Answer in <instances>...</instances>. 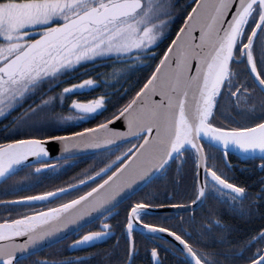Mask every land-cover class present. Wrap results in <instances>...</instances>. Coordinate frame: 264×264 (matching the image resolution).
I'll use <instances>...</instances> for the list:
<instances>
[{
  "label": "snow or ice",
  "instance_id": "snow-or-ice-1",
  "mask_svg": "<svg viewBox=\"0 0 264 264\" xmlns=\"http://www.w3.org/2000/svg\"><path fill=\"white\" fill-rule=\"evenodd\" d=\"M193 4L151 75L117 109L118 114L80 132L44 138L33 135L0 143V183H3L30 166V158H36L35 163L42 165L35 173L55 170L56 165L46 162L50 159L47 145L52 142L59 143L67 152L81 146L100 149L119 147L132 139L138 141L94 175L83 173L85 179L78 184L2 202L5 208L47 205L95 184L54 207L0 222V264H24L27 256L47 238L69 225L84 227L100 217L104 221L100 230L87 231L71 247L105 241L120 228L125 259L119 258L117 240L112 252L106 254V264H135L137 226L154 240L160 238L157 233L174 237L183 245L182 251L189 258L187 264H235L230 238L233 229L219 219L202 223L198 232L207 242L206 247L215 249L210 252L194 249L182 235L168 227L145 222L152 207L147 199L129 203L123 222L116 225L106 222L119 215L113 210L125 196L130 198L138 182L146 183L158 173L163 174L171 160L189 149L194 153L197 169L193 205L213 197L241 217L251 216L258 201V206L264 207V180L260 182L259 192L253 195L248 187L230 182L224 172L209 164L214 157L207 151H221L225 167L229 168L226 158L233 148L252 156L259 152L260 159L264 160V117L261 122L251 124H215L219 99L225 91L235 98L237 108L241 103L256 101L255 88L250 91L247 81L235 79L238 74L233 73V64L246 62L259 89V106L264 112V0H193ZM172 10L171 0H0V117L32 97L37 99L19 119L36 131L62 127L69 122L82 123L102 115L112 102L107 94L84 101L73 100L69 115L57 111L58 101L64 96L96 86L91 78L65 87L61 93H49L60 87L61 77L97 60L116 58L132 66L153 60V49L169 38L166 30L174 20ZM118 120H123L125 131L112 127ZM205 140L207 145L202 143ZM201 166L204 177L197 183ZM259 167L264 170V163ZM98 180L102 182L97 183ZM13 190L20 188L14 186ZM191 219L194 221L195 216ZM257 244H264V230L245 242L246 247ZM150 257L155 264H162L157 247L151 249ZM248 262L264 264V247H257ZM37 264H85V258Z\"/></svg>",
  "mask_w": 264,
  "mask_h": 264
},
{
  "label": "trees",
  "instance_id": "trees-1",
  "mask_svg": "<svg viewBox=\"0 0 264 264\" xmlns=\"http://www.w3.org/2000/svg\"><path fill=\"white\" fill-rule=\"evenodd\" d=\"M192 5L193 0H174L172 10L174 20L169 26V38L160 43L159 47L153 49V52L155 53V58L153 60H146L142 63H137L134 66L124 65L120 63L116 58L97 60L95 63L86 64L83 67H80L76 72L68 73L64 77L60 78V81H58L60 83V87L55 88L54 92H50L51 95L61 93L63 88L70 87L72 84H79L85 79L91 78L96 81V86L91 89L83 90L85 94L80 95L82 96L83 100L88 98H96L102 94H107V97L110 98L112 102L106 106L108 110L105 111L98 120H95V122L91 121L90 123H88V125H79L77 123H73L71 125L62 126L60 127L62 129L60 131H57L58 133H50V130L57 129V127H49V130L48 128H46L42 131H35L30 133H18L14 132L13 130H0V143H9L16 139L30 138L33 135L37 138H44L48 135L70 134L71 132H77L85 128L95 126L97 123L105 120L106 118H111L114 113L117 114V109L123 104L127 103L128 100H130L135 95V93L139 91V89L143 86L148 76L151 75V72L154 70L155 65L159 62V59L162 57L163 52L167 49V46L171 43V39L175 36V32L178 31L181 27L184 18L186 17L187 12L191 9ZM47 87L48 85L44 86L45 89H47ZM70 98L71 96L68 94L63 97L62 101H65L68 104ZM32 102L33 101H28L25 104L24 109H27L29 105L32 104ZM66 103L65 105L67 106ZM63 105L64 104L61 103V101H58L57 111H61ZM3 122L5 123V120L1 121V123ZM2 125L3 124H0V127ZM13 127L14 126L11 125L10 128ZM119 151L120 150L114 148L80 158L61 160L56 163H62L64 164V167L58 166L60 167L59 169L58 167H56L55 170L45 171L40 175L48 176L51 173L54 179V184H59L60 181L63 180H65L64 184H66L67 179L72 182V178L76 177L77 175H79V177H84L83 173H85L86 171L88 172V174H92L93 172L97 171L99 168L113 160V157H115ZM184 154L194 155L192 151H186L184 152ZM77 161L80 162L78 163ZM76 162L77 164H75ZM25 170L19 172L11 179L5 181L0 185V222L8 219L9 217L13 219L19 218L20 215L25 214V212L19 214L21 213V211H23V209L29 210L31 208L25 206H13L5 208L2 204V202L4 201H13L22 197L23 195H26L21 191L9 192L8 190H5L6 186L14 184L13 182H17L20 178H22V173L25 172ZM57 170H60V172H58ZM161 177H163L162 174L158 175V178ZM185 177L188 178L187 176ZM241 181L242 183L248 185L250 184V179L248 181L242 178ZM150 184H148L141 191L118 206L116 212H118L119 215H114V218L111 221H114L115 223L123 222L125 216V208L129 203L144 199L151 200L152 195L149 190ZM185 185H187V182L185 183ZM210 200L213 202H210L203 212L201 211L198 215L195 216V220L192 224H190L189 222L186 223L189 226L187 228L194 234L193 237L189 238V241L191 242V244L200 246L203 250H206L208 252L214 251L215 249L213 247H206L207 242L200 238L198 232L200 231V225L202 223H208L210 220L219 219L221 223L228 224L229 226L231 224L234 227L232 237L230 238L233 239L232 255L235 259V264H242V262H247L248 257H250L256 251L257 247H264V244H257L251 247L245 246V242L247 240H249L252 236L256 235L261 230H264V207H259L258 205L260 202L258 201L256 210L251 216H248V221L244 222L242 220L243 218L226 212L222 205L225 206L229 211H231L228 208L227 204L218 202L213 197H211ZM203 204L204 202L198 208L190 211V213L196 212L197 210L199 211L202 208ZM38 206L42 205L36 204L32 207L38 208ZM232 219H234V221H232ZM147 220L148 217L146 216L145 221ZM87 227L81 229L79 233L81 232L83 234L93 229L92 227L91 229H87ZM118 231L121 234L120 237H113L101 244H97L90 248L80 250H71L69 248L70 243L74 239H76L75 234H73L68 238L62 240L61 242L56 243L46 249L39 251L34 255L27 257L24 260V264H37V262L40 261H59L70 258L74 259L76 257L85 258V264H106V254L112 252L113 246L117 243V240H119L120 243V248L117 250L119 253V258L121 260H124V237L122 235V229L118 228ZM134 237L136 249L138 250V253L134 257L135 264H151L147 249L149 245L146 237L140 234H135ZM241 249L245 250L244 256H238L236 254ZM175 260L176 259L170 255L166 256V262H164V264H181V262L177 263Z\"/></svg>",
  "mask_w": 264,
  "mask_h": 264
},
{
  "label": "flooded vegetation",
  "instance_id": "flooded-vegetation-1",
  "mask_svg": "<svg viewBox=\"0 0 264 264\" xmlns=\"http://www.w3.org/2000/svg\"><path fill=\"white\" fill-rule=\"evenodd\" d=\"M259 69H260V65L258 64V70ZM232 71L233 73L238 74L235 77L236 80H238L239 82L247 81V83L251 85V88L249 89L250 91L252 90V88H255L256 101L254 103H249V104L241 103L240 107L237 108L235 98L231 97L227 93V91H225L223 93L222 98L219 99V105H218L219 111L216 113V116H215V124L224 125V126H235L236 123L251 124L253 122H261L262 117H264V112H262L259 106L260 93H259V89L256 88L255 83H253V77L249 74V68L246 62L239 63V64H233ZM233 91H235V88L233 89ZM80 94H85V92L83 90H80L76 92L75 94H69L71 98L68 104L65 101H61V103L64 104L63 108H61V111H63L65 115L70 114L69 108L73 100L84 101ZM49 95H51V93H49ZM31 99L36 100L37 97H32ZM31 99L24 102L21 106H17L16 110L11 111L9 114H6L3 117H0V124H3L0 127V130L8 131V130H13V129L21 127L23 124L20 122L19 118L21 117L22 113L26 110L24 109L25 104L28 101H33ZM241 99L243 100V97ZM65 103L67 104V106L65 105ZM100 116L101 115L97 116L95 119L88 120L82 123L69 122V124L67 125H71L73 123H77L79 125L81 124L88 125V123H90L91 121L95 122V120H98ZM4 120H5V123L4 122L1 123V121H4ZM11 125H13L14 127L10 128ZM67 125H64V126H67ZM61 129L62 128L57 127V129L50 130V133L51 132L58 133L57 131H60ZM137 143L138 141H134L128 145L120 146L119 148L117 147L116 149L120 151L116 154L115 157H113V160H111L109 163L105 164L101 168H104L106 165L111 164L112 161H115L117 156H120L122 152L126 151L128 148L132 147L133 144H137ZM207 151L211 152L214 157L213 159H210L208 163L211 165H214L216 170H218L219 172H224L230 178V182H234L238 186L248 187L250 193H252L253 195L259 192V189L261 187L260 182L261 180H264V170H262L259 167V165L261 163H264V160H261L260 157L240 156L237 154L229 153L228 157L226 158L227 163L230 166L229 168V167H225V158L223 157V153L221 151L217 149H207ZM193 157L194 155L183 153L181 157H177L174 161H172L168 165L166 169L167 171H165L162 174L163 177L161 178L157 177L153 179L149 187V190L152 195L151 200H149L152 203L151 208L173 207V205H177L178 207H184V206L192 204V201L196 198V191L193 188V183H194V178L197 177V169L194 166ZM77 162L75 164H77ZM48 164H54L57 167L58 166L64 167V164L62 163L59 164V163L49 162ZM40 167H42L41 164L28 167L26 168V170L24 169L25 172L22 173L23 177L20 178L17 182H13L14 184L6 186L5 190H8L9 192L15 191L13 190V188L14 186H16L20 188L19 191L24 192L26 195H37V194H40L46 191H54L56 188L67 187L69 184H78L79 180L85 179V176L79 177V175H77L76 177L72 178V182H70V180L67 179L66 184H64L65 180L60 181L61 184L60 183L54 184V179L51 173L48 176L40 175L43 172L35 173V169L40 168ZM59 168L60 167H58V169ZM101 168H99L95 172H98ZM112 170L114 171L115 168H113ZM57 171L60 172V170H57ZM95 172H93L92 174H88V175L90 176L94 175ZM108 174L110 175L111 172H109ZM185 176H187L188 178H186ZM104 178L106 179L107 177L105 176ZM242 178L248 181L250 179V184L248 185V184L242 183L241 181ZM99 182H102V181L98 180L97 183ZM186 182H187V185H185ZM197 183H198V179H197ZM94 186L95 184L93 183V184L88 185L87 187H82L79 190V193L73 192L71 195L62 197L60 200L53 201L51 204H48V205L38 206V208L31 207L29 210L23 209V211H21V213L19 214H22L24 212L27 214H31L33 210H39V209L46 208V207H54L61 202H66L67 200L74 198L78 194H82L84 191L90 190V187H94ZM26 195H23V196H26ZM210 198L211 197L204 200V204L202 205V208L199 211L197 210L198 211V212L196 211L197 213L196 212L190 213V211L164 212V213H150L149 212L147 214L148 220L145 222L151 223L158 227H168L170 231H175L178 235H182L183 238L191 244V242L189 241V238L193 237L194 234L187 228L189 226L186 223L189 222L190 224H192L194 222L191 219L192 215L196 216L201 211L203 212L207 208L209 203L213 202L210 200ZM245 203L248 204L249 201H245ZM222 207L229 214L232 213L233 215L237 217H241L229 211L225 206L222 205ZM115 213H116V210H115ZM241 218H243L242 220L244 222L248 221V216H244ZM111 220L113 219H108L106 222L111 225L117 224L114 221L112 222ZM232 221H234V219H232ZM102 222H104L103 218L98 219L95 223L91 224L92 226L90 225L93 229L89 231H99L100 225ZM90 226H88L87 229H91ZM230 227L232 229L234 228L231 224H230ZM185 232L190 233L191 235L190 236L185 235L184 234ZM80 233L79 232L75 233L76 239H74L70 243V245H72L73 242L75 240H78L82 235L86 234V232L83 234L81 233V235ZM118 233H119L118 228H116L115 235L113 237L114 238L120 237L121 234L120 233L118 234ZM135 234H138V233L135 232L134 235ZM109 239L111 238H108L106 240H109ZM146 239L149 245L147 249H148L149 260L151 264L153 263L151 261L150 252L153 247L158 248L159 259L162 261V264L166 262V256H169V255L175 258L176 259L175 261L177 263L181 262V264H187V258L185 257V255L182 253L180 249H178L170 241L164 238H161V237L159 239L154 240L152 238V235H148ZM161 245H163V247H160ZM191 245L193 246L194 249L208 252L206 250H203L200 246H197L194 244H191ZM236 254L238 256H244L245 250L241 249ZM242 264H249V262L248 261L245 263L242 262Z\"/></svg>",
  "mask_w": 264,
  "mask_h": 264
},
{
  "label": "water",
  "instance_id": "water-1",
  "mask_svg": "<svg viewBox=\"0 0 264 264\" xmlns=\"http://www.w3.org/2000/svg\"><path fill=\"white\" fill-rule=\"evenodd\" d=\"M194 6V4H193ZM191 11V10H190ZM189 11V12H190ZM186 18V17H185ZM184 22V21H183ZM183 25V23H182ZM181 25V26H182ZM175 37V36H174ZM173 37V38H174ZM71 106V105H70ZM118 114V113H117ZM112 127H114L115 129H117L118 131H125L126 128L124 127V122L123 120H118L114 123V125H112ZM83 131V130H82ZM80 132V131H79ZM135 139H132L130 141H133ZM142 142V141H141ZM204 143H208L207 140L203 141ZM126 144V143H124ZM123 145V144H121ZM120 146V145H119ZM48 147V151H49V155H50V159H47L46 162L49 163V162H57V161H61V160H66V159H74V158H80V157H84V156H88V155H92V154H95V153H99V152H102V151H106V150H109V149H113V148H116V146H111V147H108V146H103L101 147L100 149H96V148H85L83 146L81 147H77V148H71L69 149L67 152L63 151V146L60 145L59 143L57 142H52L50 143L49 145H47ZM190 150V149H189ZM229 153H233V154H238V155H243V156H249V157H260V153L257 152L255 154V156H252V155H249V154H243L241 153L239 150L237 149H230ZM35 159L36 158H30V161H29V165L30 166H33V165H37L39 163H35ZM175 159V158H174ZM173 159V160H174ZM173 160H171L169 163H171ZM50 165H54V164H50ZM28 166V167H30ZM25 168L27 167H24L22 168L20 171L24 170ZM20 171H18L17 173H19ZM16 173V174H17ZM160 174V173H158ZM157 174V175H158ZM156 175V176H157ZM154 176L153 179L156 177ZM203 177H204V172H203V166H201V168L199 169V176H198V183L199 181H202L203 180ZM153 179H151L150 181H152ZM150 181L144 183V182H138V184L135 186V192L133 194H131V196H133L135 193H137L138 191H140L143 187H145ZM2 183H0L1 185ZM130 196V197H131ZM127 199H129V196H125L124 200L121 202L123 203L124 201H126ZM200 203L197 202V204L193 205V204H190V205H187V206H184V207H160V208H151L148 213H162V212H186V211H190V210H193L195 209ZM119 206V205H118ZM114 213V212H113ZM95 215V214H93ZM107 215V214H106ZM101 218V217H100ZM99 219V218H97ZM97 219H93L91 220L90 223L94 222L95 220ZM79 223H82L79 222ZM90 223L86 224L85 226L89 225ZM84 226V227H85ZM83 227H77V225H69L67 228H64L62 229L59 233H57L56 235L50 237V238H47L45 241H43L37 248V250H35L34 252H32L31 255H34L36 253H38L39 251L43 250V249H46L48 247H50L51 245L69 237L70 235L74 234L75 232L79 231L80 229H82ZM135 232H138L144 236H148V235H151L149 233L146 232L145 229H143L142 227H139L137 226L136 228V231ZM158 237H161V238H164L168 241H170L171 243H173L178 249H180L182 251L183 249V245H181L179 243V241H176L174 239V237L170 236L168 233H157L156 234ZM22 242V241H20ZM102 241H97L95 242L94 244H97V243H101ZM92 244V245H94ZM90 245V246H92ZM89 245H81V246H78V247H71L72 249H82V248H87V247H90ZM182 253L185 255V253L182 251ZM136 254H137V251H136ZM31 255H28L27 257L31 256ZM186 257V255H185ZM189 259V258H187ZM152 261V260H151ZM153 264H155L154 261H152Z\"/></svg>",
  "mask_w": 264,
  "mask_h": 264
},
{
  "label": "rangeland",
  "instance_id": "rangeland-1",
  "mask_svg": "<svg viewBox=\"0 0 264 264\" xmlns=\"http://www.w3.org/2000/svg\"><path fill=\"white\" fill-rule=\"evenodd\" d=\"M171 3L173 4L174 3V0L173 1L171 0ZM166 31H168V30H166ZM13 131L14 132H18V133H21V132H23V133H30V132H35L36 130L35 129L28 128V127L22 125L19 128L13 129Z\"/></svg>",
  "mask_w": 264,
  "mask_h": 264
}]
</instances>
